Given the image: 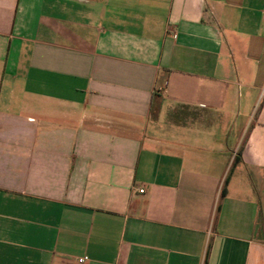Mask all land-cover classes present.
<instances>
[{"label": "crops", "instance_id": "crops-1", "mask_svg": "<svg viewBox=\"0 0 264 264\" xmlns=\"http://www.w3.org/2000/svg\"><path fill=\"white\" fill-rule=\"evenodd\" d=\"M0 264H264V0H0Z\"/></svg>", "mask_w": 264, "mask_h": 264}, {"label": "built area", "instance_id": "built-area-1", "mask_svg": "<svg viewBox=\"0 0 264 264\" xmlns=\"http://www.w3.org/2000/svg\"><path fill=\"white\" fill-rule=\"evenodd\" d=\"M140 192L143 193L144 191L141 190ZM86 260H87V257L80 258V259H79V262H80V263H83V262H85Z\"/></svg>", "mask_w": 264, "mask_h": 264}]
</instances>
